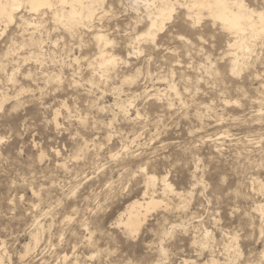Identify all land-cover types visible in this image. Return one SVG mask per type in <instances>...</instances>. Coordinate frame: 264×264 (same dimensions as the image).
<instances>
[{
    "label": "rangeland",
    "instance_id": "rangeland-1",
    "mask_svg": "<svg viewBox=\"0 0 264 264\" xmlns=\"http://www.w3.org/2000/svg\"><path fill=\"white\" fill-rule=\"evenodd\" d=\"M137 5L106 0L87 32L24 7L32 30L17 19L1 36L0 264H264V36L231 74V36L178 7L133 52ZM34 29L42 44L31 52ZM95 30L112 40L108 74L90 65ZM117 99L133 103L125 112ZM146 174L174 193L157 182L159 206L130 233L119 216L141 200ZM36 233L37 249L20 259Z\"/></svg>",
    "mask_w": 264,
    "mask_h": 264
},
{
    "label": "bare ground",
    "instance_id": "bare-ground-1",
    "mask_svg": "<svg viewBox=\"0 0 264 264\" xmlns=\"http://www.w3.org/2000/svg\"><path fill=\"white\" fill-rule=\"evenodd\" d=\"M105 1L106 0H0V25L4 28L3 30L0 29V38L4 35L7 28L15 24L17 19L23 26L22 33L30 31L31 27H33L32 20L24 19L23 16H18L19 11L24 7L28 10L27 12H29V14L35 13V16H37V13L41 9H47L52 13L53 19L55 18L59 25L61 24L69 30H72L75 27H83L87 32V30L91 29L93 19L97 15V12L103 9ZM131 2L134 5L138 3L139 5L137 6H139L144 13V30L134 38L130 37L133 39L128 43L129 45L133 44V52L136 48L134 45L138 44L141 40H144L146 43L154 44L157 36L163 32L167 21L172 18L178 7L185 11L186 19L198 24L200 20L207 18L213 26L217 25L222 32L231 36V40L227 45L232 55L229 60L230 65H228L230 66L229 73L231 74L241 73L242 63L240 64V59L238 60V57L243 58L245 55H249L253 50L252 43L257 39L260 40V37L264 36V10L257 11L253 7L247 5L244 0H131ZM137 10H134L136 14ZM138 15L139 14H137V17ZM34 31L35 29L27 34L25 41L26 45L28 44L31 47V49H29L31 52L34 48L40 50L42 44V41L36 39L34 36ZM108 39L102 31H96L93 35V41L97 46V52L90 65L94 66L95 71L102 75L106 74L110 67H114L117 61L115 56L109 54V52H106L105 50L106 46L110 45L112 42V40L109 41ZM11 48H8V50H11ZM28 58H34L32 53L28 54L26 59ZM15 71L17 70L15 69ZM15 71L13 69V71L8 74L9 80L12 79ZM134 81L135 77L129 76L125 77L122 82L130 85ZM168 88L176 92V88L172 85ZM22 91L23 90H21V92ZM7 100L8 95L0 93V110H2V107ZM167 102V107L171 108L173 104L169 100H167L166 103ZM132 103V101L126 102L121 101L120 99L115 101V105L118 109H123L125 112L127 111L126 109L128 105H132ZM225 104L228 105L229 102L225 101ZM54 122L56 123V118H54ZM142 171H144V169ZM157 182L161 185L160 191L162 193H174L172 186L167 182L166 177L158 179L152 174H146L143 178L141 200H135L128 204L119 216L120 224H122L130 233H136L144 223V212L147 213L151 209L159 206V200L155 199V195L157 194ZM255 210L260 214H264L263 205L256 206ZM38 233L31 235L30 242L24 246V254L22 256L20 255V259L27 256L30 251L37 249L36 247L39 243ZM209 235L210 233L205 231L203 237L206 239ZM204 248L206 249V245H203V249ZM161 253H164L162 248ZM183 263L185 264L186 261ZM191 263L197 264L195 262ZM217 263L218 261L211 257L200 264Z\"/></svg>",
    "mask_w": 264,
    "mask_h": 264
}]
</instances>
